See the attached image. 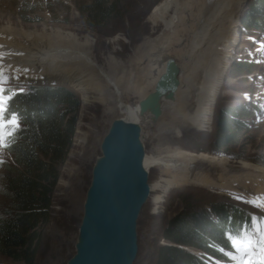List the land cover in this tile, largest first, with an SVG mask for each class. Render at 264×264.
Returning <instances> with one entry per match:
<instances>
[{
	"label": "rangeland",
	"instance_id": "1",
	"mask_svg": "<svg viewBox=\"0 0 264 264\" xmlns=\"http://www.w3.org/2000/svg\"><path fill=\"white\" fill-rule=\"evenodd\" d=\"M92 1L0 0V28L10 23L17 28L33 29L39 33L75 35L83 43L86 40L90 41L89 46L84 48L104 72L113 75L115 73L113 62H118L121 71L130 73L135 69L133 67H136L135 64L128 66L129 63H133V58L135 59V50L138 48L136 46L148 38H155L165 28L163 21L155 23L151 18L156 5L163 0H111L116 2L119 16L109 24L97 28L88 25L84 19V8ZM252 2L254 0H243L241 10H237L236 19L240 18L239 21L237 20L238 24L236 22L237 27L235 24L234 43L229 48L231 60L227 62V69L219 75L220 81L214 94L211 114L205 125L181 126L170 121V124L165 126L168 127V131L164 133L163 129H158L161 117L140 124L145 156L167 155L170 153L166 150L177 148L191 151L200 156L190 163L194 167L193 170L199 169L210 174L212 180L218 182L223 172L222 168L212 167L210 162L201 158L202 155H216L223 158L232 173L242 170L240 167L243 165L242 162H251L264 167L258 162L264 159V33L255 29L247 30L242 26V19ZM23 17L35 21L25 22ZM47 52L49 53L48 49H34V61L39 60L40 54L45 56ZM157 52L162 53L161 49ZM177 56L178 61L183 59L180 54ZM234 62L248 63L249 71H239L234 67ZM228 63H230L229 67ZM0 82H3L1 86L7 87L11 94L19 90V92L25 91L31 85L47 83L60 85L75 93L80 99L81 108L73 145L59 167L60 176L52 199V216L49 223L42 228L43 236L35 262V264H68L76 251L75 245L84 213L87 190L91 184L92 170L97 158L101 156V141L112 121L125 118L126 115L119 110L118 97L113 86H110V91L107 92L110 101L102 103L92 99L90 97L92 94H88L89 98L84 99L86 94L72 85L55 83L48 78L34 79L30 82L21 79L10 81L9 77H4L0 73ZM140 98L139 95H128L124 101L136 107L142 100ZM253 103L256 106H253ZM240 106L248 108L253 113L250 119H244L248 120L249 124L241 126L239 129L243 128L242 130L235 131L233 135H239L226 145L219 146L218 118L223 110L225 112L228 108L234 109ZM167 112L164 109L162 118L168 121L170 116ZM193 114L194 111L191 112V115ZM238 121L240 123V120ZM7 122L12 125L17 124L16 120L12 119ZM176 128L178 130H175ZM6 145L5 139L0 136V174L5 171L3 166L11 158ZM162 169L163 167L158 166L148 170V182L152 191L138 219L139 253L135 264H154L159 246L164 242V229L172 217L183 211L186 202L197 205L196 207H200L206 201L218 205L238 206L248 215L250 213L254 215L255 225L259 223L258 219L261 216L264 217V202L261 201V204L257 205L254 202L255 197L251 196L253 191L208 187L191 181L179 185H170L169 181L166 187L170 189L167 190L160 184H164L171 175L165 174ZM198 209L213 215L209 204ZM255 225L247 241L250 248L255 247L258 241ZM239 247L243 253L238 255L236 251L229 252L228 260H215L216 264H254L255 262V264H264L263 253L250 257L244 252L243 243H239ZM259 258L262 259L260 262ZM0 263L21 264L3 256H0Z\"/></svg>",
	"mask_w": 264,
	"mask_h": 264
},
{
	"label": "bare ground",
	"instance_id": "2",
	"mask_svg": "<svg viewBox=\"0 0 264 264\" xmlns=\"http://www.w3.org/2000/svg\"><path fill=\"white\" fill-rule=\"evenodd\" d=\"M243 4V0H163L156 5L151 18L155 23L163 21L165 28L155 38H148L136 46L135 59L128 65L131 67L135 64L134 70L130 73L121 71L120 64L113 62V75L104 72L85 50L89 40L83 43L75 35L39 33L33 29L5 24L0 28V73L9 77L10 81L21 79L30 82L48 78L55 83H66L86 94L84 99L92 94V99L102 103L110 101L107 92L113 86L119 110L126 115L124 119L143 124L152 118L158 120L161 117L158 129H163L164 133L168 131L165 126L170 121L181 126L205 125L211 114L219 75L227 69V62L231 60L229 48L234 43L235 24L240 18L236 19V13ZM34 49H48L49 53L45 56L40 54L39 60L34 61ZM159 49L162 53L157 52ZM178 54L183 56L180 61L176 57ZM171 59L177 62L180 85L173 99H161L162 113L158 118L149 112L141 114L140 102L136 107L125 102L128 95H139L140 100H145L155 93L156 85ZM164 109L170 116L168 121L162 118ZM166 152L170 154L154 157L146 155L144 158L146 169L160 166L165 174L171 175L164 184H160L163 189H170L166 187L169 181L170 185L191 181L208 187L250 190L257 205L264 202L263 166L242 162V170L232 173L223 158L202 155L201 158L210 162L212 167L222 168L218 182L213 181L210 174L199 169L193 170L190 163L200 157L195 153L179 148Z\"/></svg>",
	"mask_w": 264,
	"mask_h": 264
},
{
	"label": "trees",
	"instance_id": "3",
	"mask_svg": "<svg viewBox=\"0 0 264 264\" xmlns=\"http://www.w3.org/2000/svg\"><path fill=\"white\" fill-rule=\"evenodd\" d=\"M83 13L88 25L97 28L118 18L119 9L115 1L93 0ZM23 18L25 22L35 21ZM242 26L264 33V0L251 3ZM233 64L241 72L250 69L248 63ZM19 91L12 93L3 111L6 121L16 120L17 124H9L10 131L5 134L11 158L0 174V256L35 264L42 228L52 216L59 167L73 145L81 102L75 93L60 85H31ZM252 114L243 106L223 110L217 121V144L226 145L238 136L233 134L249 124L244 119H250ZM258 162L264 165V159ZM212 203L213 215L198 209L207 205L196 207L186 202L183 211L172 217L164 229V242L154 264H210V258L229 259L228 253L236 251L234 240L245 239L256 219L241 207ZM258 222L264 224V217Z\"/></svg>",
	"mask_w": 264,
	"mask_h": 264
},
{
	"label": "water",
	"instance_id": "4",
	"mask_svg": "<svg viewBox=\"0 0 264 264\" xmlns=\"http://www.w3.org/2000/svg\"><path fill=\"white\" fill-rule=\"evenodd\" d=\"M179 85L178 65L171 59L156 92L140 101L141 114L149 112L158 118L161 99H173ZM100 149L86 194L76 251L68 264H135L138 219L152 191L144 166L141 125L124 118L113 120Z\"/></svg>",
	"mask_w": 264,
	"mask_h": 264
}]
</instances>
